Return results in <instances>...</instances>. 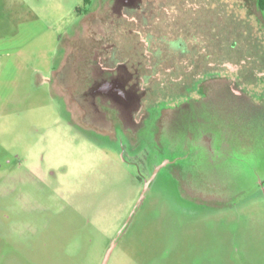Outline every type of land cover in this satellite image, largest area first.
Masks as SVG:
<instances>
[{"label": "rangeland", "instance_id": "1", "mask_svg": "<svg viewBox=\"0 0 264 264\" xmlns=\"http://www.w3.org/2000/svg\"><path fill=\"white\" fill-rule=\"evenodd\" d=\"M167 49L141 117L106 105L107 64L146 78ZM114 240L106 264H264L258 0H0V264H101Z\"/></svg>", "mask_w": 264, "mask_h": 264}, {"label": "flooded vegetation", "instance_id": "2", "mask_svg": "<svg viewBox=\"0 0 264 264\" xmlns=\"http://www.w3.org/2000/svg\"><path fill=\"white\" fill-rule=\"evenodd\" d=\"M140 1V0H139ZM141 3L138 2L135 5V9L136 10H141ZM178 38V40L176 41L177 43H179L178 47L182 48L181 54L183 55L184 58V41ZM163 41V40H162ZM171 42V41H170ZM168 48V47H167ZM172 53L171 51H168V49L166 51H164V57L163 54H161V52L158 54L157 51H148V52H143L140 56H138L139 61L143 62L139 64H144V60L146 61V58L148 59V66H146V71H149V77L146 76V78H143L142 75H146V73H142V72H138V71H134V72H129L127 70V68L125 67L124 64L122 65H117V67H112L109 68L108 64L106 65V67H104L103 70H106L108 72H116V74H112L110 73L112 76H107L105 81H102V83H117V85L121 88V92L117 91L116 89L110 88L111 90L107 89V92H105L106 94H102L103 97H106L107 99L105 100L106 105L108 106V99L110 97L115 98V100L118 102L121 101V104L123 105V107L125 108H130L131 113L137 117H141V115H143V109L140 110V108H142L141 106H144V104L148 101V100H152L155 96H157L158 94V86L161 85L159 83H157L158 81L155 78V74L158 73H167L171 76V73L173 71V68L168 65L169 63H172ZM159 56V61L157 60ZM143 60V61H142ZM115 66V65H114ZM164 66V67H162ZM170 66V67H169ZM172 69V70H171ZM115 75V76H114ZM184 74H182L181 76H183ZM186 76H184L185 79ZM145 80V81H142ZM181 80V78H180ZM180 80L178 81V83H181ZM235 84V81L233 82ZM152 84L155 85V87L152 86ZM163 85H167V83H164ZM93 88V87H92ZM91 88V89H92ZM186 87L184 86V89ZM91 89L85 93H82L84 96H87ZM110 92H109V91ZM181 91V89H179ZM141 91V92H140ZM162 91V90H161ZM117 92V93H114ZM177 93V92H176ZM181 93V92H180ZM153 97V98H152ZM140 106V108H139Z\"/></svg>", "mask_w": 264, "mask_h": 264}, {"label": "water", "instance_id": "3", "mask_svg": "<svg viewBox=\"0 0 264 264\" xmlns=\"http://www.w3.org/2000/svg\"><path fill=\"white\" fill-rule=\"evenodd\" d=\"M164 165H165V163L162 164V165H160V166H158V167L153 171V173H152V175L150 176V178L148 179V181L145 182V183L143 184L142 191H141V194H140V196H139V199H138V201H137V203H136L134 209L132 210L131 214L129 215L127 221L125 222L124 227L127 225L128 221L130 220V218H131L132 214L134 213L136 207L140 204L141 200H142L143 197H144V194H145L146 190L148 189V186H149L150 183L154 180V178H155L157 172H158V171H159ZM121 231H122V230H121ZM121 231L118 233L117 237L121 234ZM115 241H116V240H114L113 242H111V244H110V246H109V249H108L107 252L105 253V256H104L103 261H102L101 264H106V263H107V260H108V258H109V255H110L112 249L114 248Z\"/></svg>", "mask_w": 264, "mask_h": 264}, {"label": "trees", "instance_id": "4", "mask_svg": "<svg viewBox=\"0 0 264 264\" xmlns=\"http://www.w3.org/2000/svg\"><path fill=\"white\" fill-rule=\"evenodd\" d=\"M88 0H85V2H87ZM258 5L259 8L264 11V0H258Z\"/></svg>", "mask_w": 264, "mask_h": 264}]
</instances>
